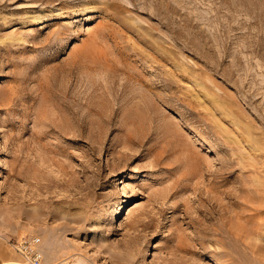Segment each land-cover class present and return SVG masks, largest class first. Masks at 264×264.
Masks as SVG:
<instances>
[{"label": "rangeland", "instance_id": "1", "mask_svg": "<svg viewBox=\"0 0 264 264\" xmlns=\"http://www.w3.org/2000/svg\"><path fill=\"white\" fill-rule=\"evenodd\" d=\"M32 236L264 264V0H0V240Z\"/></svg>", "mask_w": 264, "mask_h": 264}, {"label": "built area", "instance_id": "2", "mask_svg": "<svg viewBox=\"0 0 264 264\" xmlns=\"http://www.w3.org/2000/svg\"><path fill=\"white\" fill-rule=\"evenodd\" d=\"M25 264H42L43 251L40 237H23L10 244Z\"/></svg>", "mask_w": 264, "mask_h": 264}, {"label": "crops", "instance_id": "3", "mask_svg": "<svg viewBox=\"0 0 264 264\" xmlns=\"http://www.w3.org/2000/svg\"><path fill=\"white\" fill-rule=\"evenodd\" d=\"M0 264H25L22 258L6 244L0 240Z\"/></svg>", "mask_w": 264, "mask_h": 264}, {"label": "bare ground", "instance_id": "4", "mask_svg": "<svg viewBox=\"0 0 264 264\" xmlns=\"http://www.w3.org/2000/svg\"><path fill=\"white\" fill-rule=\"evenodd\" d=\"M42 248H43V245H42ZM43 251H44V248H43Z\"/></svg>", "mask_w": 264, "mask_h": 264}]
</instances>
